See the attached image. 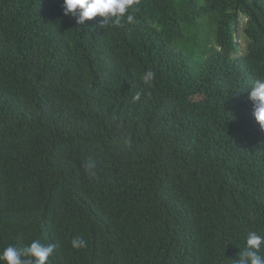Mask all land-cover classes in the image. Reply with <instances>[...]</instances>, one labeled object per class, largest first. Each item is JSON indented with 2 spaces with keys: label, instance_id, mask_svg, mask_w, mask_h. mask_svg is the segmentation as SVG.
<instances>
[{
  "label": "trees",
  "instance_id": "1",
  "mask_svg": "<svg viewBox=\"0 0 264 264\" xmlns=\"http://www.w3.org/2000/svg\"><path fill=\"white\" fill-rule=\"evenodd\" d=\"M62 5L0 0V251L35 240L55 245L47 264H236L247 234L264 235L248 98L264 0H135L102 28ZM204 16L216 43L198 63L183 41Z\"/></svg>",
  "mask_w": 264,
  "mask_h": 264
},
{
  "label": "clouds",
  "instance_id": "2",
  "mask_svg": "<svg viewBox=\"0 0 264 264\" xmlns=\"http://www.w3.org/2000/svg\"><path fill=\"white\" fill-rule=\"evenodd\" d=\"M135 0H63V13L65 16L71 14L75 17L77 25H85L86 21L100 17V27L111 23L119 25L125 18ZM128 21L133 20V16H126ZM145 85H151L155 79V73L146 71L141 77ZM139 93L134 95L133 100H139ZM248 98L253 104V117L264 130V80L256 81L251 88ZM95 167L94 162L86 166V171L91 173ZM94 175V173H91ZM86 240L82 236L74 237L71 245L75 249L86 247ZM264 245V235L255 231L249 232L246 236L245 247L239 253L236 264H264V255H261V248ZM55 245L42 244L33 241L27 246L17 247L9 245L0 251V264H47L49 257L54 253Z\"/></svg>",
  "mask_w": 264,
  "mask_h": 264
},
{
  "label": "rangeland",
  "instance_id": "3",
  "mask_svg": "<svg viewBox=\"0 0 264 264\" xmlns=\"http://www.w3.org/2000/svg\"><path fill=\"white\" fill-rule=\"evenodd\" d=\"M247 22V19H243L242 27L240 28L239 40L242 44V53L244 54L247 49L248 41L243 36V29ZM217 25L212 24L208 16H204L200 22L187 29V35L183 41V45L187 52L190 54V60L200 63L202 58L200 56V50L202 52H209L215 45V31ZM192 39L189 41V39ZM200 49V50H198ZM199 51V52H198Z\"/></svg>",
  "mask_w": 264,
  "mask_h": 264
}]
</instances>
